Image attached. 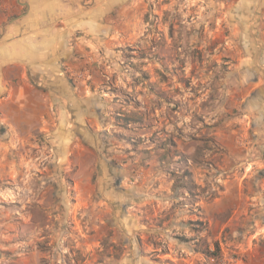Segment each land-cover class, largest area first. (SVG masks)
Wrapping results in <instances>:
<instances>
[{"label": "rangeland", "instance_id": "1", "mask_svg": "<svg viewBox=\"0 0 264 264\" xmlns=\"http://www.w3.org/2000/svg\"><path fill=\"white\" fill-rule=\"evenodd\" d=\"M58 9L43 121L0 107V264H264V0Z\"/></svg>", "mask_w": 264, "mask_h": 264}, {"label": "crops", "instance_id": "2", "mask_svg": "<svg viewBox=\"0 0 264 264\" xmlns=\"http://www.w3.org/2000/svg\"><path fill=\"white\" fill-rule=\"evenodd\" d=\"M62 1L27 0L26 12L0 33V107L12 126L18 118L16 111L27 113L30 124L38 113L43 121V93L27 82L23 70L26 64H31L33 50L57 45L54 35L58 33L56 19ZM15 104L16 111L11 109Z\"/></svg>", "mask_w": 264, "mask_h": 264}, {"label": "built area", "instance_id": "3", "mask_svg": "<svg viewBox=\"0 0 264 264\" xmlns=\"http://www.w3.org/2000/svg\"><path fill=\"white\" fill-rule=\"evenodd\" d=\"M212 260H213V261H216V258L213 257ZM220 264H231V262L228 261L227 259H224V260H221Z\"/></svg>", "mask_w": 264, "mask_h": 264}]
</instances>
